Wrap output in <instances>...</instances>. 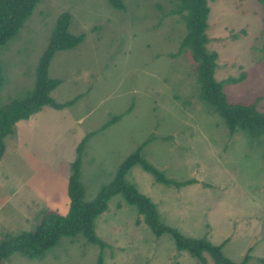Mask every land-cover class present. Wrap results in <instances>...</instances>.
Returning a JSON list of instances; mask_svg holds the SVG:
<instances>
[{"label": "rangeland", "instance_id": "rangeland-1", "mask_svg": "<svg viewBox=\"0 0 264 264\" xmlns=\"http://www.w3.org/2000/svg\"><path fill=\"white\" fill-rule=\"evenodd\" d=\"M175 1L121 0L120 10L107 0H40L18 35L0 49L3 106L33 90L40 57L62 13L70 16L69 32L84 34L76 47L55 52L48 67V77L60 80L50 96L61 103L78 99L61 109L43 106L37 117L22 119L26 127L14 124L3 139L0 238L33 230L46 210L66 213L75 147L95 132L81 155L86 201L142 145L143 157L167 178L195 180L166 185L140 165L126 173V181L150 198L165 225L213 244L223 242L224 256L235 262L254 243L264 255V136L230 134L198 97L195 62L190 51L178 52L185 26L170 12ZM207 1V45L218 55L215 79L224 82L230 102L259 98L258 109L264 111V4ZM242 73V81H227ZM119 114L117 122L99 130ZM94 228L106 245L101 264H201L177 249L169 233L156 237L121 194L111 197ZM99 251L82 235L61 237L43 259L13 253L1 264H96ZM258 258L244 264H261Z\"/></svg>", "mask_w": 264, "mask_h": 264}, {"label": "trees", "instance_id": "trees-1", "mask_svg": "<svg viewBox=\"0 0 264 264\" xmlns=\"http://www.w3.org/2000/svg\"><path fill=\"white\" fill-rule=\"evenodd\" d=\"M39 1L0 0V49L18 35ZM256 1L264 4V0ZM107 2L116 9H123L121 0H107ZM209 11L207 0H176L174 2V8L170 12L179 15L185 26V34L180 41L178 52L190 51L195 62L198 97L207 102L212 110L220 116L230 134L242 130L252 137L264 136V111L258 109L259 98L249 103L230 102L223 90L224 82L215 79L218 55L215 51L209 50L207 45L209 39L206 30ZM69 19L68 13H62L57 18L47 46L40 57L33 90L22 99L13 100L7 105H0V159L5 150L3 139L13 133V127L17 121L29 119L45 105L61 109L72 105L78 99L74 98L61 103L50 96V92L60 83L59 79L48 77V67L53 55L59 50L76 47L84 37V34L74 35L68 31ZM262 19L264 20V12ZM260 49L263 52L261 61L264 64V36ZM244 77L245 74L242 73L238 78H228L227 81H242ZM2 82L0 72V88ZM121 116L122 114L113 116L103 123L99 130L114 124ZM94 134L95 132L86 133L75 147L76 156L70 163V173L66 184L68 196L66 213L61 215L54 210H46L33 230L5 233L0 238V264L2 260L7 259L13 253H19L30 259H43L61 237L73 240L78 235H82L86 242L99 247L96 264H101L102 250L106 245L95 232L94 219L107 209L108 201L116 194H121L127 203L137 208L138 213L143 216L145 223L152 229L156 237L165 232L169 233L173 237L177 249L187 250L190 255L199 259L201 264H208L205 254L211 258L213 264H244L249 259V255L246 254L242 260L232 261L223 254V242L213 244L205 237L194 238L184 235L160 220L155 204L133 184L126 181V173L134 165H140L156 181L166 185L174 184L179 187L195 180L188 179L177 182L167 178L162 171L143 157L142 145L121 162L112 180L100 188L95 198L86 201L84 199L85 190L80 178L81 155L88 140ZM258 261L264 264V258H259Z\"/></svg>", "mask_w": 264, "mask_h": 264}, {"label": "crops", "instance_id": "crops-1", "mask_svg": "<svg viewBox=\"0 0 264 264\" xmlns=\"http://www.w3.org/2000/svg\"><path fill=\"white\" fill-rule=\"evenodd\" d=\"M37 113V112H36ZM35 113V114H36ZM35 114H33L31 117V120L34 118V117H37V116H35ZM28 120V119H27ZM21 121L22 120H19V121H17L16 123H15V128L17 129H19L20 127H21V125L22 126H25L26 127V125H24L23 123H21ZM34 123L36 124V122H35V120H34ZM257 243H254V245L253 246H251L250 247V249L247 251V254L249 255V260H253V258H258V257H262V258H264V255L263 256H259V252L258 251H256V250H254V249H260L261 248V246L260 245H256ZM260 252H262V251H260ZM246 255V254H245ZM244 255V256H245ZM244 256H242V258L244 257ZM242 258H240V260L242 259ZM259 259V258H258Z\"/></svg>", "mask_w": 264, "mask_h": 264}]
</instances>
